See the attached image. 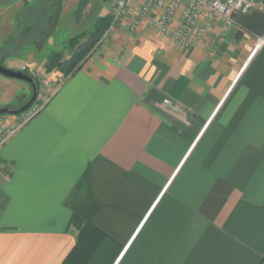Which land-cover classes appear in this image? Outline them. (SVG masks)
Returning a JSON list of instances; mask_svg holds the SVG:
<instances>
[{
  "label": "crops",
  "instance_id": "0c3cea01",
  "mask_svg": "<svg viewBox=\"0 0 264 264\" xmlns=\"http://www.w3.org/2000/svg\"><path fill=\"white\" fill-rule=\"evenodd\" d=\"M0 1V44H56L66 0ZM259 1L189 48L146 20L131 31L134 17L102 40L0 147V264H264ZM21 114L0 116V134Z\"/></svg>",
  "mask_w": 264,
  "mask_h": 264
},
{
  "label": "built area",
  "instance_id": "2783aa9c",
  "mask_svg": "<svg viewBox=\"0 0 264 264\" xmlns=\"http://www.w3.org/2000/svg\"><path fill=\"white\" fill-rule=\"evenodd\" d=\"M111 1V24L94 49L128 17H134L130 23L131 31H137L141 21L146 20L162 35L170 37L182 47L189 48L194 35L201 41L209 37L215 21H220L226 31L236 24L235 14H246L261 6L259 0H143L140 6H137V0ZM157 11L161 12L158 18L154 16ZM179 11H182L181 22L175 26ZM66 80L67 78L60 75L54 82L44 81L36 100L21 114L22 118L0 134V147L45 109ZM163 104L171 111H179V106L170 99H165Z\"/></svg>",
  "mask_w": 264,
  "mask_h": 264
},
{
  "label": "rangeland",
  "instance_id": "374dc122",
  "mask_svg": "<svg viewBox=\"0 0 264 264\" xmlns=\"http://www.w3.org/2000/svg\"><path fill=\"white\" fill-rule=\"evenodd\" d=\"M78 2L79 0H66L64 8L63 6L61 8H57V11L63 9L65 14L63 19H59L60 23L58 22V29L55 33L56 44H53V41L52 43H47L41 49H37L35 44H31V42L21 44L15 37L9 42H3L0 44V64L8 69L22 71L31 76L37 84L38 92L40 91L44 81L50 83L54 82L56 79V76L54 75L55 72L48 73L44 69L45 63H43V61L45 58L49 54L54 53V51H60L62 55L68 54L69 50L63 48V46H65V44H63L65 38L71 36L69 35L71 33L75 35L78 33L80 35L84 32L91 31L99 16V12L101 11V14H105L102 10H105L106 12L109 6L101 0H93L85 12L83 22L79 26H76L74 23V9ZM46 3H48L47 0H41L40 6H44ZM102 6H105V9H102ZM56 15H60V12H57ZM40 21L45 22L43 18H41ZM0 27H3L2 32L0 33L1 39V36L7 37L9 35L7 34L5 36L7 32L11 31L13 22L7 18L4 20L0 19ZM31 63L36 64L37 66L31 65L29 67L27 66L24 70L22 69L23 64L25 66L26 64ZM32 94L33 89L28 83L16 79L6 78L0 75V109L9 108L10 106L18 107L21 101H24V103L27 100L29 101ZM21 118L22 115H20L19 120Z\"/></svg>",
  "mask_w": 264,
  "mask_h": 264
},
{
  "label": "trees",
  "instance_id": "16d2710c",
  "mask_svg": "<svg viewBox=\"0 0 264 264\" xmlns=\"http://www.w3.org/2000/svg\"><path fill=\"white\" fill-rule=\"evenodd\" d=\"M90 2L91 0H79L75 11L77 23L81 22ZM111 20L112 18L110 14L101 16L97 19L91 31L84 32L71 38L68 41V46L71 50L69 58H64L61 52L50 54L44 67L45 71L48 73L58 72L65 78H69L71 75L79 71L96 45L102 39L105 32L109 29ZM85 36L86 39L83 40Z\"/></svg>",
  "mask_w": 264,
  "mask_h": 264
},
{
  "label": "water",
  "instance_id": "95a60500",
  "mask_svg": "<svg viewBox=\"0 0 264 264\" xmlns=\"http://www.w3.org/2000/svg\"><path fill=\"white\" fill-rule=\"evenodd\" d=\"M0 75L3 76V77H6V78H10V79L20 80V81L26 82L29 85H31V87L33 89L32 97L27 102V104L24 105L21 109L15 110V109H13L11 107L0 109V116H3V115H17V114L23 113L36 100V97H37V94H38V88H37V84H36L35 80L31 76H29L28 74H26V73H24L22 71L11 70V69H8V68L2 66L1 64H0Z\"/></svg>",
  "mask_w": 264,
  "mask_h": 264
}]
</instances>
